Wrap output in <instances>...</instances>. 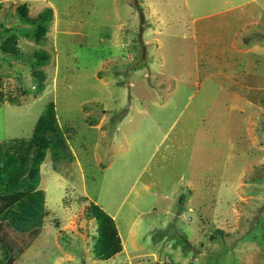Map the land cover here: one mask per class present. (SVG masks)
Instances as JSON below:
<instances>
[{
    "label": "rangeland",
    "instance_id": "obj_1",
    "mask_svg": "<svg viewBox=\"0 0 264 264\" xmlns=\"http://www.w3.org/2000/svg\"><path fill=\"white\" fill-rule=\"evenodd\" d=\"M23 5L51 9L42 37ZM8 37L47 59L0 50V142L51 103L73 157L46 153L47 216L33 241L4 228L13 264H264V0H0ZM89 201L116 223L111 260Z\"/></svg>",
    "mask_w": 264,
    "mask_h": 264
},
{
    "label": "trees",
    "instance_id": "obj_2",
    "mask_svg": "<svg viewBox=\"0 0 264 264\" xmlns=\"http://www.w3.org/2000/svg\"><path fill=\"white\" fill-rule=\"evenodd\" d=\"M16 12L24 24L35 27L36 38L44 35L51 9L43 10L36 18L27 16L28 9L24 5L18 6ZM0 50L4 60L27 57L38 64H44L47 59L46 54L40 52L22 54L16 48L12 37H8L0 45ZM0 101H4L1 93ZM8 101L14 103L12 98H8ZM47 152L52 163L71 162L73 159L58 126L54 105L51 103L37 119L29 139L0 142V251L5 257L4 264H13L15 260L11 242L4 228L28 235L33 241L43 227L47 216L45 192L38 189V186L40 166ZM85 212L96 223L97 237L92 249L94 259L97 261L113 259L122 252L115 221L94 202L89 201Z\"/></svg>",
    "mask_w": 264,
    "mask_h": 264
},
{
    "label": "crops",
    "instance_id": "obj_3",
    "mask_svg": "<svg viewBox=\"0 0 264 264\" xmlns=\"http://www.w3.org/2000/svg\"><path fill=\"white\" fill-rule=\"evenodd\" d=\"M190 249H191V248H189V250H190ZM183 251H184V250H182V253H184ZM185 254L188 255V254H190V252H185ZM191 259H192V256H191ZM190 262H191V260H190ZM190 262H189L188 264H190Z\"/></svg>",
    "mask_w": 264,
    "mask_h": 264
}]
</instances>
